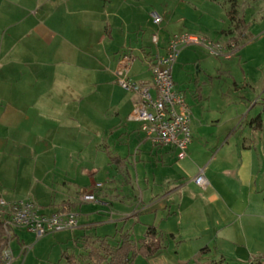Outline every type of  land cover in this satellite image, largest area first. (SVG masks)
<instances>
[{
	"label": "crops",
	"instance_id": "obj_1",
	"mask_svg": "<svg viewBox=\"0 0 264 264\" xmlns=\"http://www.w3.org/2000/svg\"><path fill=\"white\" fill-rule=\"evenodd\" d=\"M232 11L242 25L232 20ZM153 12L163 18L159 28ZM263 12L264 0H0V198L32 201L25 194L30 179L41 190L62 194L60 202H33L47 214H78L79 247L85 236L104 238L91 233L97 224H113L117 233L108 238L115 242L121 230L138 241L156 226L165 248L135 264L264 262V136L254 130L256 117L248 129L240 125L222 136H208L201 125L207 134L195 137L192 122L188 155L179 160L175 149L145 137L131 119L137 97L116 83L119 71L133 82H151V58L177 34L235 43L239 54L264 34L255 18ZM156 32L159 48L152 42ZM202 94L197 80L192 97L202 100ZM76 124L96 126L107 139L122 130L113 147L129 148L124 156L114 155L103 144L116 169L106 185L65 196L67 186L55 189L61 185L55 179L73 160L62 143H73ZM201 170L206 188L195 183ZM86 193L96 196V205L83 212ZM11 232L15 252L26 245L22 235L28 231Z\"/></svg>",
	"mask_w": 264,
	"mask_h": 264
},
{
	"label": "rangeland",
	"instance_id": "obj_2",
	"mask_svg": "<svg viewBox=\"0 0 264 264\" xmlns=\"http://www.w3.org/2000/svg\"><path fill=\"white\" fill-rule=\"evenodd\" d=\"M255 18L260 28H264V14ZM258 36L256 42L242 48L240 53L231 59L213 56L201 46L189 47L178 59L173 71V80L177 90L187 93L188 103L193 108L192 122L195 137H200L207 131L208 136L212 132L221 136L226 135L240 125L246 130L250 127L252 119L259 115H262L264 121V34L260 32ZM143 40L146 39L143 38ZM137 68L139 66L135 65L134 71ZM197 80L203 88L202 100H195L192 97ZM201 125L208 127L207 131H201ZM87 128L76 124V129L73 131V143L71 145L62 143L63 150H71L73 158L69 167L66 166L68 168L65 171L62 169L63 174L61 173L60 179H55L61 184L55 189L67 186L68 189L63 190L65 196H76L77 191L93 184L104 185L108 181L109 173L116 171L114 167L112 170L109 164V158L103 151V144L109 143L115 152L114 155L124 156L128 152L127 146H123L124 149L119 152L113 147V143L122 136V130L116 129L107 139L101 131H97L96 126L92 129ZM242 129L239 130L242 131ZM261 131L260 137H263L264 130ZM64 162V156H62L60 165L63 167L66 163ZM130 171H134L133 166ZM41 187L42 185L39 186L30 179L25 186V194L28 196L26 200L43 205L60 202L63 198L62 194L46 192L41 190ZM95 205L96 202H87L82 210L83 212L92 211ZM93 214L97 215L95 220H100L99 213ZM97 225V228L94 227L95 230L91 232L94 235L112 238L117 233L113 224L105 223L104 227L101 224ZM81 234L83 232L76 229L50 234L38 240L29 232L23 233L22 237L26 239V246L30 250L26 255L16 250L13 264H69L63 257L65 252L76 256L84 253V250L76 244Z\"/></svg>",
	"mask_w": 264,
	"mask_h": 264
},
{
	"label": "built area",
	"instance_id": "obj_3",
	"mask_svg": "<svg viewBox=\"0 0 264 264\" xmlns=\"http://www.w3.org/2000/svg\"><path fill=\"white\" fill-rule=\"evenodd\" d=\"M151 17L156 27L162 26L163 18L159 14L153 12ZM152 42L159 48L158 32L152 35ZM192 46L204 47L211 55L226 59H231L240 49L237 44L226 46L206 37L189 33L177 34L168 39L163 53L159 51L151 58V82H133L122 71L116 75V83L137 97L131 119L140 123L142 133L155 146L175 149L179 160L187 157L192 143V111L186 95L176 89L172 71L181 52ZM195 183L201 188L207 187L208 180L204 170L195 178ZM97 188H102V185L98 184ZM82 199L84 202H94L96 196L86 193ZM0 221L9 235H12L10 229H24L38 240L50 234L73 231L79 227V215L74 212L47 214L33 201L9 202L2 198ZM29 250L26 245L20 248L22 255H26ZM14 256L11 242L0 252V264H13Z\"/></svg>",
	"mask_w": 264,
	"mask_h": 264
},
{
	"label": "trees",
	"instance_id": "obj_4",
	"mask_svg": "<svg viewBox=\"0 0 264 264\" xmlns=\"http://www.w3.org/2000/svg\"><path fill=\"white\" fill-rule=\"evenodd\" d=\"M232 20H237L235 12L232 11ZM242 25L241 20H237ZM254 130H262L264 121L261 116L252 121ZM12 229H10L11 231ZM15 236L9 235L7 229L0 221V249L7 247ZM84 253L76 256L65 252L63 257L69 264H135L139 257L151 258L165 248V236L158 231L156 226H149L144 237L138 241L134 240L128 231H120L118 241L110 240L108 237L85 236L81 247ZM258 264H264L259 262Z\"/></svg>",
	"mask_w": 264,
	"mask_h": 264
}]
</instances>
